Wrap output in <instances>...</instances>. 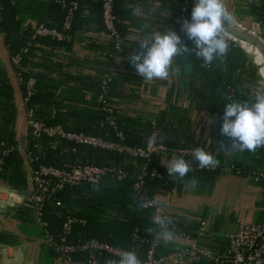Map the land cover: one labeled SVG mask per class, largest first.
<instances>
[{
    "label": "trees",
    "instance_id": "obj_1",
    "mask_svg": "<svg viewBox=\"0 0 264 264\" xmlns=\"http://www.w3.org/2000/svg\"><path fill=\"white\" fill-rule=\"evenodd\" d=\"M74 1L77 7L72 11L71 27L66 31L63 24ZM143 1L113 0L115 26L120 36L125 34L129 13ZM154 2L165 8V12L171 11L170 15H163V20L179 27L180 49L192 61L190 88L197 99L196 108L209 111L214 117L213 146L205 141H194L188 125L184 127L179 122L174 125L173 120L167 121L165 112L144 119L119 106L120 82L126 79L117 81L115 76L124 75L125 68L123 62H116L111 56L120 54L122 49L115 51L114 42L104 28L101 0H65L64 5L54 0H0V32L4 48L13 74L20 73L22 77L23 83L18 84L22 97L26 96V81L34 80L26 106L33 111L38 122L51 127L60 126L67 133H81L135 149L145 147L154 130L158 131L156 142L169 149H211L216 161L214 170L186 168L183 173L160 166V156L154 155L149 161H144L127 154L76 146L65 140H55L52 149L54 140L47 137L34 140L28 135L25 151L21 152L14 129L17 118L15 93L5 70L0 69V184L14 191L28 188L27 155L35 159L34 166L63 169L92 164L120 170L123 177L108 175L97 184L65 187L55 196L59 200L58 205L54 197L43 203L41 220L46 224L45 232L57 241L63 224L68 218H73L76 222L68 235L70 244L97 240L121 249L134 264L145 261L149 247L147 241L154 237L152 233L159 237L180 231L190 239L199 237V224L186 217L178 216L173 224L167 221L154 224L149 209L142 208L141 200L144 198H157L164 203V196L175 184L191 182L200 186L225 174L253 181L257 179L255 183L260 185L264 196V112L254 107L248 97L257 98L251 91L252 86L264 91L256 67L235 42H225L219 37L209 38L198 52L195 48L198 36L186 33L180 24L184 7L188 8L187 16L195 14L188 7L187 0ZM248 6L247 13L257 24L252 33L264 41V0H254ZM23 13L38 17L37 25L55 29L69 40L35 36L33 26L25 25ZM91 35L98 39L87 38ZM81 38L90 39L89 52L108 57L100 76L91 73L81 76L76 70L69 69L72 63L82 65L85 59L74 50V45ZM57 53L61 56L58 59L54 58ZM17 55H20V64L14 67L11 60ZM105 73L111 80L105 101L99 104L97 98L101 94ZM242 85L246 86L245 91L240 90ZM87 92L92 94V99H85ZM10 148L14 150L3 156L2 151ZM228 168L231 173H226ZM152 169H156L161 178H151ZM140 175H143V183L138 193L133 185ZM158 240L162 247L164 239L160 237ZM201 246L212 248L211 245ZM96 256L101 264L108 261L120 263L106 254ZM72 257L74 260L85 259L86 255L75 254Z\"/></svg>",
    "mask_w": 264,
    "mask_h": 264
},
{
    "label": "crops",
    "instance_id": "obj_2",
    "mask_svg": "<svg viewBox=\"0 0 264 264\" xmlns=\"http://www.w3.org/2000/svg\"><path fill=\"white\" fill-rule=\"evenodd\" d=\"M221 1L224 13L234 19L240 29L251 32L257 28L255 19L247 13L248 4H253L254 0ZM164 9L154 0H144L129 13L126 31L120 42L121 53L111 56L114 57V61L123 62L125 68L124 75L115 76L117 81L126 79L125 82H120L121 92L117 95L120 100L119 106L124 111L144 119L146 116H156L161 111L165 112L167 121L173 120L174 125H178V122L184 127L188 125L189 134L194 141H205L206 144L213 146L214 117L211 112L199 111L196 108L197 99L190 88L192 61L188 54L180 49L179 27L163 20V15L171 14L170 10L165 12ZM170 17L173 21V17ZM37 18L28 13L22 14L25 25H37L39 21ZM259 30L262 31L260 26ZM87 38L98 39L93 35ZM87 38L79 39L74 45V50L85 58L82 65L72 63L69 69L76 70L81 76H86L87 73L100 76L105 70L103 64L108 62V57L89 52L90 39ZM239 43L242 47L239 48L249 60L251 57L260 79L264 82L262 53L248 42ZM57 54H54L56 59L61 57ZM0 69L5 70L15 93L17 118L14 129L18 143L21 135H25L27 140L29 131L26 127L23 97L10 67L9 55L4 48L1 32ZM252 87L249 89L255 92L257 98L247 96L254 107L264 112V91L256 86ZM245 88V85L240 86L241 91H245ZM83 93L85 91L81 92ZM84 97L87 100L93 98L90 92ZM180 164L178 159L172 157L161 158L159 162L160 166L170 170L177 169ZM25 168L32 187L28 166L25 165ZM3 186L5 185L0 184V187ZM163 200L170 213L186 217L194 223L196 220L209 223L208 235L199 236L201 240L198 242L201 245L222 241L234 233L242 223H257L264 220L262 188L255 181L234 174H225L200 186L191 182L184 185L175 184ZM7 202L6 195L0 190V264H66L45 249L41 243L42 229L33 220L32 214L14 209ZM159 237L164 239L160 249L162 253L181 247L182 243L171 235Z\"/></svg>",
    "mask_w": 264,
    "mask_h": 264
},
{
    "label": "built area",
    "instance_id": "obj_3",
    "mask_svg": "<svg viewBox=\"0 0 264 264\" xmlns=\"http://www.w3.org/2000/svg\"><path fill=\"white\" fill-rule=\"evenodd\" d=\"M54 1L60 5L65 4V0ZM101 3L102 23L112 38L115 51L117 52L121 50L120 42L122 36H120L115 26L117 20L113 14V0H101ZM187 4L188 7L194 10L195 14L193 17L187 16L188 8L184 7L180 15V24L186 33L198 36L195 47L198 52L204 48L211 37H219L225 42L232 41L230 35L217 23L213 15L211 0H206L205 2L203 0H187ZM76 7L77 3L75 1L71 2L70 9L63 24V29L66 31L71 27L72 11ZM228 18L234 21L237 27L241 28L234 19L229 16ZM31 25L33 26L35 36L52 37L57 41L69 40L68 37L55 29L47 28L42 24ZM23 53H26V50H23ZM116 55L117 53H115ZM11 62L14 67H19L20 55L13 57ZM15 77L18 84L23 83L20 73H15ZM110 80V76L105 73L101 81V94L97 98L99 104H103L105 101ZM25 86L27 92L26 96L23 97V103L29 136L34 140L42 137L54 140L52 149L55 147V140H65L76 146L127 154L132 158H139L144 161H149L154 155L162 158L172 157L181 162L179 167L175 169L181 173L186 168L205 170H214L216 168L214 155L208 147L169 149L156 142L157 130L152 132L145 147L135 149L98 137L81 133H67L60 126H46L38 122L34 118L33 111L27 109L26 106L33 91L34 80H27ZM107 111L110 110L108 109ZM112 122L113 120L110 119V123ZM13 150L14 148L6 149L2 151V155L4 156ZM27 159L29 162L27 166L32 182L31 194L28 197H19L13 193V190L5 186L0 187V190L6 195L9 206L14 207V209L25 210L32 214L33 220L42 229L41 243L47 251L66 264H101L96 256L97 254H106L116 258L120 262L118 264H134L121 249L114 248L97 240L70 244L68 242V235L72 224L76 222L73 218H68L63 224L62 233L59 235L57 241H53L48 233L45 232L44 228L46 224L41 220L43 203L50 200L51 197H54V202L58 205L59 200L55 196L65 187L73 188L83 183L97 184L103 177L108 175L123 177L124 174L120 170L92 164L69 166L63 169L45 165L34 166V158L27 155ZM225 171L226 173H231L230 168L225 169ZM149 175L151 178H161L160 173L156 169H152ZM142 178L143 175L137 177V181L133 185V188L138 193L143 183ZM256 180L254 179V181ZM141 201L142 208L149 209L151 212V219L154 224L162 221L173 224L178 219V216H180L170 213L168 207L160 199L144 198ZM195 223L199 224L198 236L208 235L209 223L207 221L196 220ZM152 234L154 237L147 241L149 247L146 253V259L142 264H264V220L257 223L240 224L234 233L229 234L223 239L224 241L212 243V248L201 246L198 242L201 240L199 237L190 239L184 233L178 231L170 235L182 243L181 247L173 251L160 253L161 245L158 240L160 237H155V233ZM95 253L97 254L95 255ZM75 254L80 256L86 255V258L74 260L72 256ZM104 264L113 263L108 261Z\"/></svg>",
    "mask_w": 264,
    "mask_h": 264
},
{
    "label": "water",
    "instance_id": "obj_4",
    "mask_svg": "<svg viewBox=\"0 0 264 264\" xmlns=\"http://www.w3.org/2000/svg\"><path fill=\"white\" fill-rule=\"evenodd\" d=\"M211 3H212L213 15H214L217 23L221 26V28L225 32H227L232 37V38L230 37L231 40L233 42H235L239 47H241L239 41H245V42H248V43L254 45L257 49L260 50V52L262 53V55L264 57V41L260 37L254 35L253 33L248 32V31H244V30L240 29L239 27H237L235 22L232 21L230 18H228V16L224 13L221 0H211ZM248 57H250V56L248 55ZM253 64L255 65L254 62H253ZM257 73H258V71H257ZM258 75H259V73H258ZM261 81H262V79H261ZM18 147H19V150L21 152L25 151V148H26V136L25 135H21L19 137ZM27 175L29 176V174H27ZM31 190H32V187L30 184V179L28 177V188L26 190H23V191H13V193L19 197H28L31 194Z\"/></svg>",
    "mask_w": 264,
    "mask_h": 264
},
{
    "label": "rangeland",
    "instance_id": "obj_5",
    "mask_svg": "<svg viewBox=\"0 0 264 264\" xmlns=\"http://www.w3.org/2000/svg\"><path fill=\"white\" fill-rule=\"evenodd\" d=\"M252 32V31H251ZM258 37H260V36H258ZM261 38V37H260ZM250 60L252 61V59L250 58ZM256 69H257V67H256Z\"/></svg>",
    "mask_w": 264,
    "mask_h": 264
}]
</instances>
